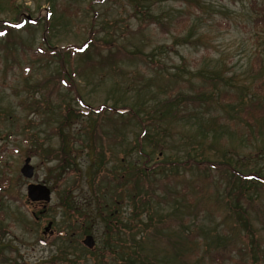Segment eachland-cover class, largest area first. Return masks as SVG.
Instances as JSON below:
<instances>
[{
    "label": "rangeland",
    "instance_id": "obj_1",
    "mask_svg": "<svg viewBox=\"0 0 264 264\" xmlns=\"http://www.w3.org/2000/svg\"><path fill=\"white\" fill-rule=\"evenodd\" d=\"M2 21L21 26L0 36V264H121L115 249L125 234L114 225H138L149 211L134 217L133 182L105 177L124 173V157L144 163L141 148L149 166L187 161L166 169L169 204H153L157 219L178 221L164 230L176 242L193 240L178 244L180 255L191 264H264V181L244 184L232 170L264 178V115L255 124L245 115L246 106L256 114L264 109V0H0V33ZM91 37L140 53L118 65L102 44L72 56L60 49ZM170 96V111L150 112ZM105 104L138 116L89 113ZM139 117L149 130L165 128L164 140L139 141ZM61 133L67 152L77 151L70 165L56 157ZM27 157L30 179L21 172ZM195 159L206 160L209 171L191 164ZM31 183L46 184L51 201H31ZM89 234L93 249L83 243ZM157 243L140 254L179 264L166 243Z\"/></svg>",
    "mask_w": 264,
    "mask_h": 264
},
{
    "label": "trees",
    "instance_id": "obj_2",
    "mask_svg": "<svg viewBox=\"0 0 264 264\" xmlns=\"http://www.w3.org/2000/svg\"><path fill=\"white\" fill-rule=\"evenodd\" d=\"M13 3H15V1H13ZM142 7V6H141ZM142 14L146 17V16H152L151 10H148L147 7H142ZM260 11H262L260 9ZM51 11L48 10L47 12V17H50L51 15ZM26 18H23V22L26 21ZM38 21V20H37ZM36 21V22H37ZM35 22V20H34ZM33 21L29 22V23H34ZM21 26V23H13V22H7V21H2V33H0V36L3 37L2 39L6 38L4 37L5 35H9L11 34V31H16L19 27ZM0 39V40H2ZM101 41V40H100ZM100 41L95 40L93 37H91L89 39V41H87L84 45L80 46V47H73V48H68L65 49L64 47H61L60 49H62L65 52H68L71 56L73 54V52H81V53H87L88 50L94 46V47H98V45L102 43H100ZM112 41V40H111ZM102 45H105L106 47H108L107 49H109L110 51V56H108L107 60L110 61L111 63H121L124 61L125 58H129L132 59L133 56H135L133 53H140V52H133V50L128 51V49L126 48V46L118 41H114L108 43H104ZM113 49H116V51H113ZM51 52H53L54 56H58L59 58L61 57L62 54H60V50L59 49H50ZM67 54V53H66ZM262 57L260 58V66L262 65ZM124 63V62H123ZM258 64V63H256ZM119 65V64H118ZM259 66V67H260ZM61 80V84L63 81V77L60 78ZM71 86V85H69ZM191 99V98H190ZM172 102V96H170V98L166 101H161L160 103L156 104V105H152L149 108L151 109V111H154V114L156 115L158 112L162 111V110H166L169 109L170 104ZM180 105V104H179ZM168 107V108H167ZM89 108V113H97L98 114H103L106 112V110H109L111 112L114 113H120V114H125V113H129L132 116H138V114L135 112V110L133 108H127V107H123L121 108L122 110L120 111V109L118 107H111L108 105H100L98 108H95V110L93 109V107H88ZM94 110V111H93ZM134 110V111H133ZM170 111V109L168 110ZM173 112H176V109L172 110ZM245 115L249 121L250 124H255V121H257V119H262V115H264V109L260 110L259 113H254L255 111L258 110H254L252 111L254 113V116H252V112L250 111V106H246L245 108ZM262 113V115H261ZM153 114V115H154ZM260 115V116H259ZM259 116V117H258ZM64 117V121L62 122V128L63 125L66 124L68 118H69V111H67V113L63 116ZM148 120H152L149 115L145 116ZM150 117V119H149ZM178 117V116H177ZM141 118V117H139ZM141 118V124L144 128H142L141 133L139 135V141H141V139L144 140H155L154 142H161V140L163 138V135L167 132L165 128H159L158 126L155 127L154 130H149L146 128V125L148 123L147 119ZM145 123V124H144ZM155 126V125H154ZM62 135V133H61ZM105 140V139H104ZM164 142V141H163ZM61 147L57 150L56 149V157L58 158V160L64 164L66 163L67 165H70L72 163H74L76 161L75 155L77 154V151L75 149H73V147L71 148L70 152H67L66 147L69 145V141L67 139V137L65 135H62V141H61ZM127 152V151H125ZM139 152L141 153V155H143L145 157V162L144 163H139L135 165H133L132 162L127 161L126 157H124L122 160H124L122 163H125L124 165H128V167H125L124 169V173L121 174H116V172L114 174L112 173H107V177H105L107 180H114L117 179L119 180V182H121L122 185H124V183H126L128 180L133 182L132 187L130 188V191L133 192V194L129 195L130 200L132 201V205L134 206V217L136 215L142 214L145 211H149V216L147 217L146 220L144 219H140L141 222H139L138 225H140L139 227H137V231H135V228H133V226H138V225H132L131 222L130 223H123V226L120 225H114L116 226L115 233H120V231L122 230V233L125 234V238L121 244V241L119 240L118 243L120 244L119 248L116 250L115 249V254L118 258H121L123 261L121 262V264H174V260L168 261L167 258H163V260L159 261L156 256L155 257H150L148 254L145 255H141L140 252L142 251V248L145 244L149 243V242H155L157 243L159 241V243L161 241H163L164 243H166V245H168L171 250L173 251V253L175 254L174 257L175 259H178V263L179 264H191V258L188 257L185 258V256H183L182 254L180 255L178 253V247L179 245H182V247L184 248V243H185V239H187L188 243H192V239L190 238V235H187L186 238L184 239H179L178 237V242H176L171 236L172 234L165 232L164 230L166 229H170L172 227H174L175 225L178 224L177 220L174 219H166L164 218L163 220H160V215L159 218L157 219L155 217V213L157 211H155L153 204H157V205H163V204H169V201L171 199L172 195V191H171V187L170 184L172 183L170 181L169 178L163 179L164 177H166V171L170 172L172 169L179 167L180 164H186L187 161H171V162H157L154 163L153 165L149 166L148 165V159H149V154L146 153V150L144 148L139 149ZM51 154H54V151L51 152ZM75 154V155H74ZM100 156H102L105 160L107 158V153L105 151H101L100 152ZM102 157H100V160L102 159ZM178 162H181L180 164ZM188 162H190V160H188ZM196 163L197 166L204 170V171H209L207 170L208 167H206V160L202 161H198L197 159H195L194 161H191ZM65 164V165H66ZM168 167V169L171 170H166ZM215 169L217 168L216 166L214 167ZM233 173L235 174V177H240L241 182L244 184H251V180L252 179H258L259 181H264V178H262L261 176L255 174V175H249L247 178L242 177L241 172H238L234 169ZM104 172V171H102ZM164 175V176H162ZM118 176V177H116ZM251 179V180H249ZM165 180H169V182L167 183ZM98 178H95L93 181V187H95L94 189H96ZM261 181V182H262ZM252 185V184H251ZM2 185H0V188ZM9 187V185H6L3 187L4 190H6V188ZM108 188V187H106ZM189 190L188 186H184L183 190ZM2 189H0L1 191ZM182 193V192H181ZM187 196V195H186ZM121 198V197H120ZM123 199V198H122ZM100 200H102V203H100L99 205V209H100V214H102L103 216H105L106 220L109 219V214L106 215L105 210L107 209V204H105V201H103V198H101ZM183 200H180V205H183ZM116 202H122L120 199H116ZM68 205V203H67ZM69 208V207H67ZM74 211H76V209H72ZM233 210V208H232ZM114 214L113 212L111 213V215ZM87 217V216H86ZM133 217V216H132ZM170 218H174V217H170ZM82 224V222H80ZM84 223V222H83ZM124 227V229L122 228ZM81 228H85L84 225H81ZM110 228V226H109ZM111 230V228H110ZM86 232V229L83 231V233ZM140 232L141 237L137 238V234ZM112 233H114L112 231ZM67 233L63 232L60 234V236H58L59 238H63L65 237ZM140 234H138V236H140ZM62 236V237H61ZM178 236V235H177ZM158 244V243H157ZM179 244V245H178ZM221 251V250H218ZM93 252V251H92ZM140 254V255H139ZM223 254V253H222ZM217 255V254H216ZM219 256V257H218ZM217 257L220 259V262L224 260H221L220 258V253L219 255H217ZM223 257V256H222ZM215 260H216V256H215Z\"/></svg>",
    "mask_w": 264,
    "mask_h": 264
},
{
    "label": "water",
    "instance_id": "obj_3",
    "mask_svg": "<svg viewBox=\"0 0 264 264\" xmlns=\"http://www.w3.org/2000/svg\"><path fill=\"white\" fill-rule=\"evenodd\" d=\"M28 19H31V17H27ZM32 158L27 157L25 159V164L21 169V172L23 176L30 179L34 175V166L31 164ZM27 194L28 197L33 202H49L51 201L52 197V191L46 184H34L31 183L28 185L27 188ZM83 243L85 246L89 247L90 249H93L96 245V241L93 235L89 234L85 237L83 240Z\"/></svg>",
    "mask_w": 264,
    "mask_h": 264
}]
</instances>
